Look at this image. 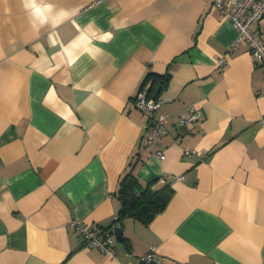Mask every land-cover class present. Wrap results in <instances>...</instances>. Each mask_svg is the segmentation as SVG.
Here are the masks:
<instances>
[{
    "label": "crops",
    "instance_id": "crops-1",
    "mask_svg": "<svg viewBox=\"0 0 264 264\" xmlns=\"http://www.w3.org/2000/svg\"><path fill=\"white\" fill-rule=\"evenodd\" d=\"M211 2L0 0V264H136L150 247L264 264V66ZM253 29L264 38V19ZM158 85L167 132L147 145L133 96ZM191 104L200 119L179 125ZM128 171L172 193L149 223L124 218L118 241ZM74 221L111 231L115 257Z\"/></svg>",
    "mask_w": 264,
    "mask_h": 264
},
{
    "label": "built area",
    "instance_id": "built-area-1",
    "mask_svg": "<svg viewBox=\"0 0 264 264\" xmlns=\"http://www.w3.org/2000/svg\"><path fill=\"white\" fill-rule=\"evenodd\" d=\"M211 7L228 19L237 31V41L246 42L249 52L257 65L264 66V38L253 29L256 22L264 19V0H212ZM219 67L225 63V55L216 58ZM134 106L147 115L146 136L147 145L152 144L155 138L167 132L166 123L168 114L159 112L162 103L160 97L148 96L143 91H137L133 96ZM201 117L199 108L191 104L185 111L176 115L179 125L194 124ZM189 151L185 150V153ZM160 159L165 157L164 151L155 152ZM179 178H182L179 177ZM163 181V179H162ZM83 238V246L98 248L104 255L115 257L112 248L111 231L101 228L87 227L81 221L72 223ZM155 247L142 254L136 264H175L166 258H157L154 254Z\"/></svg>",
    "mask_w": 264,
    "mask_h": 264
},
{
    "label": "trees",
    "instance_id": "trees-1",
    "mask_svg": "<svg viewBox=\"0 0 264 264\" xmlns=\"http://www.w3.org/2000/svg\"><path fill=\"white\" fill-rule=\"evenodd\" d=\"M157 78V76L153 77V82ZM162 78H160V82L165 81V78ZM157 87L161 86L158 85ZM171 193L170 190L166 191L164 187L142 186L131 171L126 172L120 178L116 190V197L120 204L114 223L119 225L127 217L144 224L149 223L156 214L165 208Z\"/></svg>",
    "mask_w": 264,
    "mask_h": 264
},
{
    "label": "water",
    "instance_id": "water-1",
    "mask_svg": "<svg viewBox=\"0 0 264 264\" xmlns=\"http://www.w3.org/2000/svg\"><path fill=\"white\" fill-rule=\"evenodd\" d=\"M159 91H160V87H157L155 89V91L153 92V97H156L158 95ZM112 232L114 233L115 238L118 241H121V239H122V227L120 225H115L112 228Z\"/></svg>",
    "mask_w": 264,
    "mask_h": 264
},
{
    "label": "clouds",
    "instance_id": "clouds-1",
    "mask_svg": "<svg viewBox=\"0 0 264 264\" xmlns=\"http://www.w3.org/2000/svg\"><path fill=\"white\" fill-rule=\"evenodd\" d=\"M28 5H29V0H24V6H25V8H27Z\"/></svg>",
    "mask_w": 264,
    "mask_h": 264
}]
</instances>
